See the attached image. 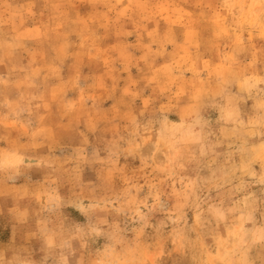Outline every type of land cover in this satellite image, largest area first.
<instances>
[{
	"label": "rangeland",
	"instance_id": "obj_1",
	"mask_svg": "<svg viewBox=\"0 0 264 264\" xmlns=\"http://www.w3.org/2000/svg\"><path fill=\"white\" fill-rule=\"evenodd\" d=\"M260 5L0 0V264H264Z\"/></svg>",
	"mask_w": 264,
	"mask_h": 264
},
{
	"label": "snow or ice",
	"instance_id": "obj_2",
	"mask_svg": "<svg viewBox=\"0 0 264 264\" xmlns=\"http://www.w3.org/2000/svg\"><path fill=\"white\" fill-rule=\"evenodd\" d=\"M261 17H262V21H264V0H261ZM262 27H264V23H262ZM255 83H259L261 85H264V77H261L258 81H256ZM255 83H253L251 86L254 87ZM258 122L260 124V128H261V142L259 145V148L261 150L262 153H264V101L261 102V104L259 105V117H258ZM261 165L264 166V156H262L261 158ZM245 172L248 175H255V172L251 170L250 167L245 168ZM258 183L261 186V194H260V202H261V213L264 214V172L261 173L260 178ZM157 200V204H159L161 207H165L166 205L162 204L159 201V197H156ZM247 200V198H246ZM248 205L246 204V207ZM214 214L219 216L220 218H223L224 216V210L221 208H217L213 210ZM251 216V214H249ZM229 237H237V243L243 242L244 240V236L243 235H237L236 231H230L228 233ZM251 236H252V241L253 243H255L256 241L261 242L262 244H264V225L261 226V228L259 230H255L253 229L251 231ZM218 243H224V241H220ZM4 264H7V262H4ZM12 264H25V262L23 261H14L12 262ZM37 264H45V261L41 260L38 261ZM51 264H68V262L64 261L63 259H61L59 262L53 261L51 262ZM73 264H75V262H73ZM97 264H110V262H97ZM158 264H163V262H158ZM206 264H229L228 261L223 260L219 255H217L215 258L213 259H209ZM243 264H249L248 261H244Z\"/></svg>",
	"mask_w": 264,
	"mask_h": 264
},
{
	"label": "bare ground",
	"instance_id": "obj_3",
	"mask_svg": "<svg viewBox=\"0 0 264 264\" xmlns=\"http://www.w3.org/2000/svg\"><path fill=\"white\" fill-rule=\"evenodd\" d=\"M16 160V158H12V161H15Z\"/></svg>",
	"mask_w": 264,
	"mask_h": 264
}]
</instances>
